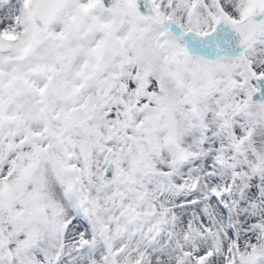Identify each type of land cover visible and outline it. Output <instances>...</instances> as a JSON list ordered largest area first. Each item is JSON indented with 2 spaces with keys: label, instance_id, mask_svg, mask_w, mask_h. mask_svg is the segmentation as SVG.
Segmentation results:
<instances>
[{
  "label": "snow or ice",
  "instance_id": "obj_1",
  "mask_svg": "<svg viewBox=\"0 0 264 264\" xmlns=\"http://www.w3.org/2000/svg\"><path fill=\"white\" fill-rule=\"evenodd\" d=\"M0 264H264V0H0Z\"/></svg>",
  "mask_w": 264,
  "mask_h": 264
}]
</instances>
